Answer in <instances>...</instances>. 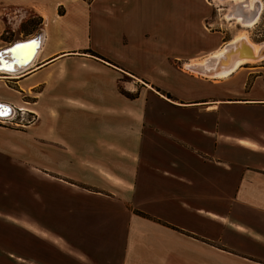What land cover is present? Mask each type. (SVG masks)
Segmentation results:
<instances>
[{"label": "crops", "instance_id": "crops-1", "mask_svg": "<svg viewBox=\"0 0 264 264\" xmlns=\"http://www.w3.org/2000/svg\"><path fill=\"white\" fill-rule=\"evenodd\" d=\"M213 4L0 0V49L42 36L0 69V103L34 117H0V161L28 179L25 206H0L5 264H264V63L216 74L241 32L225 42Z\"/></svg>", "mask_w": 264, "mask_h": 264}, {"label": "rangeland", "instance_id": "rangeland-1", "mask_svg": "<svg viewBox=\"0 0 264 264\" xmlns=\"http://www.w3.org/2000/svg\"><path fill=\"white\" fill-rule=\"evenodd\" d=\"M208 2H211L212 4L214 3V1L220 5V6H216V4H213L214 8H211L210 11V15L212 16H216L217 18H220V23H221V29L223 32H226L227 35L225 36V42L230 41L235 35H237L239 32L245 33L248 35V37L250 38L251 41L255 42V43H263L264 42V0H258L259 2H262V8L260 11V15L259 18L257 20V22L255 24H253L252 26H245L243 24L240 23H234V21L232 19H224L223 18V12L225 11V9L228 7L227 3L224 2H217L218 0H207ZM229 1V0H228ZM139 2V0H138ZM194 3L190 4V10L191 12H195L194 10L196 5H193ZM230 6V4H229ZM219 7L220 10H219ZM229 8V7H228ZM222 9V10H221ZM227 12V11H226ZM1 15H3L4 13H0ZM23 14V13H22ZM6 16V15H5ZM28 16V20L27 22H25L23 24V33L34 29V28H40L39 23L42 22L41 16L37 13V12H31V13H26V16ZM24 19L25 17L22 16ZM225 17V15H224ZM20 15H18L17 13L15 15H13V19L11 18L7 23L6 26H8V28H18V26L20 24ZM12 21V22H10ZM6 22V21H5ZM215 21H211V22H207L206 21V26L213 28V29H217V25H208L207 23H213ZM216 24V23H215ZM22 30V29H21ZM180 31V29H179ZM18 36V35H17ZM24 35H20L17 39H21L24 38ZM179 37L181 38V35H179ZM183 37V35H182ZM2 38L4 40H11L13 38V35L9 34H2ZM15 39V40H17ZM0 45H4L3 42H0ZM179 54V56H181V53H177ZM204 53L201 52H193L192 55L190 56H200ZM177 63H175L176 65H182L184 60H180V58L176 59ZM185 60H187L185 58ZM189 60V59H188ZM259 62V61H258ZM261 63H264V59L260 61ZM7 75V74H4ZM10 80V79H8ZM8 85H11V83H8ZM177 91V90H176ZM178 92V91H177ZM16 99L18 101H20L18 94L14 93ZM23 101L25 102V105L27 107H31V108H36L37 104L36 102V98H23ZM14 113V112H13ZM12 118L7 121V125H11L12 127H18L20 128L22 125H26L28 123H30L32 120H34V117L32 115H30L28 112H24L23 111H16L15 114L11 115ZM9 116V117H11ZM7 117V118H9ZM4 171L6 172L9 176H4L5 174H3ZM12 173V174H11ZM11 174V175H10ZM27 174L26 168L25 166H20L18 164H12V167L9 163L4 162L3 160L0 161V206L4 207V208H11V207H15L17 206L18 208L25 206L22 203V200H20V189L22 188V183L25 181H28V179H26L25 175ZM22 177L24 179H22ZM34 182V181H33ZM32 182V183H33ZM28 182L25 183L24 187L26 188L28 185H26ZM35 183V182H34ZM35 185V184H34ZM13 194H12V193ZM0 222L3 225L2 229H4V219L3 216L2 218H0ZM0 229V231H2V233L4 234V231ZM2 236V235H1ZM4 247H6L4 245V239L0 238V264H5L7 263L8 260V256L6 255L5 251H4ZM7 259V260H6ZM11 261V260H9ZM8 261V262H9ZM13 264L17 263L19 264V261H13ZM10 264V263H9Z\"/></svg>", "mask_w": 264, "mask_h": 264}, {"label": "bare ground", "instance_id": "bare-ground-1", "mask_svg": "<svg viewBox=\"0 0 264 264\" xmlns=\"http://www.w3.org/2000/svg\"><path fill=\"white\" fill-rule=\"evenodd\" d=\"M218 2H229L230 6L227 9V12L224 14L226 19H234L235 22L243 24L245 26H252L255 24L259 18L260 11L262 8V2L258 0H218ZM38 48L41 43L42 36L39 37ZM22 42V41H18ZM230 42V41H229ZM241 42H244L245 45H248L252 51L253 57H245L237 50V47H242ZM11 46V45H10ZM22 46V51L26 52L29 56L30 62L35 57L38 48L37 43L33 46L28 45V47ZM9 47V46H8ZM245 47V46H244ZM27 51H26V49ZM21 49V48H20ZM19 49V50H20ZM246 50V48H245ZM248 52L246 51V54ZM4 57L0 62V69L6 70L9 73L16 74L17 71L25 70L26 66L18 67L17 65L7 64V62L3 61ZM264 59V42L263 43H255L250 40L248 35L243 32L238 34L227 46L223 47L222 50L216 52L212 55L209 60L211 61V66L218 67L216 69V74L219 76H225L233 71L239 64L243 62H254ZM204 62H195L192 65H188L192 70L198 71L202 70L204 67L209 69L210 66H203ZM195 66V67H194Z\"/></svg>", "mask_w": 264, "mask_h": 264}, {"label": "water", "instance_id": "water-1", "mask_svg": "<svg viewBox=\"0 0 264 264\" xmlns=\"http://www.w3.org/2000/svg\"><path fill=\"white\" fill-rule=\"evenodd\" d=\"M40 35L41 33H39L35 37L29 38L26 41L14 42L11 46L0 49V61L4 57L3 61L7 62V64L17 65L18 67L26 66L30 62V59H28L29 53L27 54L26 52L22 51L23 48L20 45L28 47V45L33 46L34 44L37 43V48H38ZM241 44H242V47H237V50L241 54L243 53L242 56L253 57L252 51L249 48V46L245 45L244 42H241ZM246 51L248 52L247 54H246ZM13 112H14V108L12 106L6 105L4 103H0V117L7 118L11 116Z\"/></svg>", "mask_w": 264, "mask_h": 264}, {"label": "trees", "instance_id": "trees-1", "mask_svg": "<svg viewBox=\"0 0 264 264\" xmlns=\"http://www.w3.org/2000/svg\"><path fill=\"white\" fill-rule=\"evenodd\" d=\"M95 56H98V55H96V54H94Z\"/></svg>", "mask_w": 264, "mask_h": 264}]
</instances>
